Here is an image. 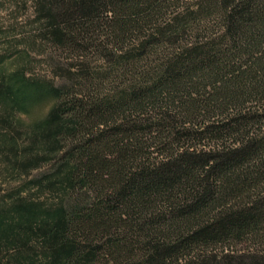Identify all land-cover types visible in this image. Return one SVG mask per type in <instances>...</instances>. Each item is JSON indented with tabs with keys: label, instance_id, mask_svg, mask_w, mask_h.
Listing matches in <instances>:
<instances>
[{
	"label": "trees",
	"instance_id": "trees-1",
	"mask_svg": "<svg viewBox=\"0 0 264 264\" xmlns=\"http://www.w3.org/2000/svg\"><path fill=\"white\" fill-rule=\"evenodd\" d=\"M23 1L77 82L0 74L1 147L18 174L50 159L35 188L58 198L0 209L10 263L264 264V0H199L170 23L169 0ZM192 15L218 28L178 42Z\"/></svg>",
	"mask_w": 264,
	"mask_h": 264
},
{
	"label": "rangeland",
	"instance_id": "rangeland-1",
	"mask_svg": "<svg viewBox=\"0 0 264 264\" xmlns=\"http://www.w3.org/2000/svg\"><path fill=\"white\" fill-rule=\"evenodd\" d=\"M198 1L169 0V7L163 16L162 22L170 23V20L176 15H180L179 17L181 18L184 17L187 15V11L194 8ZM29 4V2H24L23 0H0V74L2 78L7 79L11 74L18 72V70H23L27 77L50 81L54 86L65 85V82H71L68 79L71 76L73 77V82L76 83L75 77L69 75L74 70L71 67V63L75 62L74 54L55 46L42 37ZM186 28H190L188 32H191L185 38H179L178 42L190 41L196 37H204L208 31H211L212 28H218V26H212L211 21H202L199 15H192ZM191 28H206V30L201 29L193 34V29L191 30ZM98 42V39L83 42V46L86 47L83 64H86L85 66L91 70L103 67L102 64H105L95 52L94 46ZM115 42L107 45V47L109 49L115 48L117 46ZM178 42L176 44L173 43L174 45H163V47L166 50H171L172 47L177 46ZM124 43V50L129 49L130 42L125 41ZM37 112L38 109L31 113L32 119L38 117ZM3 115L6 114L3 113ZM13 117L15 118L12 119V125L15 126L18 134L15 136L18 145H21L24 143V138L26 137L25 133H27L29 120L25 114L16 111ZM1 143L3 142L0 141V209L9 207L18 197L30 196L39 199L44 205L58 200L57 195L48 191V189L38 190L35 188L36 182H39L40 179L44 182L47 178L52 177V163L49 162L50 159H43L37 166L31 167L27 172L24 170L20 171L19 174L14 173L15 171L12 169L16 167V164L12 162L13 159L10 162L8 161L10 159H7L13 158V156L6 154L8 151L6 148L1 147ZM246 245L245 243H239L235 247L244 248ZM23 249L21 248V250ZM29 251L27 252L32 254L34 260H36L38 256L33 253L35 250ZM23 252L27 254L26 250H23ZM13 253L15 251L11 248L5 251L1 247L0 264H12L9 258Z\"/></svg>",
	"mask_w": 264,
	"mask_h": 264
}]
</instances>
